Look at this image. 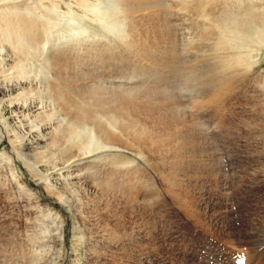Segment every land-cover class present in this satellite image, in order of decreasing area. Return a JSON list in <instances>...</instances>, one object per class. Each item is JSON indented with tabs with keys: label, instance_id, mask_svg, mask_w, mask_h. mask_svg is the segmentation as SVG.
<instances>
[{
	"label": "bare ground",
	"instance_id": "6f19581e",
	"mask_svg": "<svg viewBox=\"0 0 264 264\" xmlns=\"http://www.w3.org/2000/svg\"><path fill=\"white\" fill-rule=\"evenodd\" d=\"M88 1L77 0L79 5L88 4ZM97 1L98 6L101 3ZM30 2L0 0V129H4L9 140L12 137L17 155L27 164L34 180L42 184L38 188L41 195L52 201L62 198L66 203H73L78 215L95 220V227H101L98 220L103 204L110 217L119 213L122 217L128 212L127 221L139 207V221L131 225L134 230L125 223L122 231L118 228L119 223L106 229L98 228L97 233H101L106 249L94 254V264H113L110 257L116 249L119 247L122 252L133 243L134 237V241L138 240L136 251L127 254L128 259L134 256L141 260L149 258L152 251L160 250L155 244L161 232L159 223H162L158 214L151 212L146 204L148 195L152 197V194L147 195L152 185L147 179L150 174L142 168L139 170L133 165L135 159L119 149L125 147L154 162L157 175L175 197L185 190L182 169L177 171L184 167L179 168L176 164L182 163L178 155H185L183 148L185 151L189 143H193L189 149L197 147L205 152L204 156L208 153L209 158L203 162L208 169L218 171L216 151L208 145L199 122L177 96L175 81L182 80L184 85L191 87L188 102L192 100L202 108L219 110L227 100L234 96L240 99L242 97L237 95L252 91L262 95L260 100H255V108H264V71L255 70L264 50V6L260 3L235 5L237 1L234 0L174 1L177 8L184 11L180 18L191 21L198 30L195 35L190 32L184 48L189 52H202L200 71L205 78L200 84L195 80L194 68V76H190L193 64L184 68L182 47L168 12L163 10L162 0H113L117 12L114 17L120 28H111L113 35H103L104 39L94 42L93 48L82 44L80 50L84 51L77 50L80 52H76L77 56L75 46L59 49L47 46L45 36L50 19H45L44 2ZM51 5L52 2L49 7ZM45 7L47 11V5ZM78 8L82 10L81 6ZM107 12L105 15H109ZM103 13L101 11L95 17L89 16L91 12L86 13L89 18L82 17L85 24L80 32L88 33L93 27L97 29L95 25L103 26L107 22H104ZM44 52L47 55L42 57ZM124 59L134 63L144 61L148 69L150 66L157 68L159 78L152 80L150 87L140 89L125 87L122 80L117 83L119 81L114 78L123 79L121 75L117 76L121 71L114 72L116 76L111 72L109 77L101 71L100 76L104 74L102 77L107 78L93 74L96 66L109 69ZM137 65L133 64L132 68L141 71L142 67L137 69ZM84 66L86 71L83 69L82 72ZM196 70L198 72L197 67ZM47 101L58 108L59 116L54 118L55 112L43 110ZM2 137L0 130V140ZM263 150L261 156H264ZM92 155H98L94 162L104 166V177L92 180V176H87L88 167L85 169L84 166ZM171 156H176L179 160L174 162H179H173L170 167ZM17 176L21 186L14 189L17 187L16 201L20 204L24 193L31 197L36 193L27 190L28 185ZM114 201L122 202L123 207L113 208ZM88 206H92L89 211ZM82 211H87V216ZM30 212L25 231L11 229L8 244L0 249V264H61L67 218L47 202L26 210V213ZM255 225L259 226L252 232L256 235L254 240L263 244L264 221ZM73 232L77 240L85 238L81 235V227L75 226ZM93 232H90V238L95 236ZM119 258L124 255L120 253ZM246 264L252 263L247 261Z\"/></svg>",
	"mask_w": 264,
	"mask_h": 264
},
{
	"label": "rangeland",
	"instance_id": "374dc122",
	"mask_svg": "<svg viewBox=\"0 0 264 264\" xmlns=\"http://www.w3.org/2000/svg\"><path fill=\"white\" fill-rule=\"evenodd\" d=\"M33 1L34 0H31L30 3ZM47 1L48 0H42V2H44L42 10L46 17L44 18L46 20L50 19V21L47 20L49 22L45 36L48 47L59 49L61 47L65 48L67 45H72L75 46L74 53L77 52L80 54L77 50H80L82 44H84L83 46L87 45V48H93V46H95L93 44L94 42L96 43V41L104 39L103 35H113V31L110 32L111 28H120L118 20L115 18L117 12L114 8L113 0H103V2L102 0H89V7H87L88 4L79 5L77 0H75L74 3L73 0L72 2L69 0L70 3L68 4L66 3L69 2L68 0ZM95 1L101 4L97 6ZM162 1L164 4L163 10L165 9L168 12L170 16L168 17L171 18L170 21L176 31V39L179 40L182 47L181 56L184 68L185 65L188 67L193 64L191 66L190 76H194V68L197 73L195 80L200 81V84H202V79L205 78L203 72L200 71L202 52L200 50L189 52L184 48L186 39L191 35L190 32H193L195 35L194 32L198 33V30L192 26L191 21L180 18L184 11L177 8V4L175 5L174 1L177 2V0ZM234 1H237L236 3L234 2L235 5L240 3L241 5H259L260 3V5L264 6V0ZM51 2L53 7L52 5L49 7ZM72 4H74L73 9H71L73 6ZM45 5H47V11L45 10ZM77 5L78 7L81 6L83 11L78 8ZM99 7L100 9L97 10L96 8ZM84 11L89 14L91 12L92 15L90 14V17H95V15L99 16V12L101 11L102 13L105 12L103 13L106 17L104 18V22H107L103 24V26L95 25L97 29L93 27L90 32L82 34L79 29L85 24L84 18H89ZM106 12L109 15H105ZM73 15L76 16L74 17ZM108 17H111L113 20ZM45 52L42 57L47 55ZM77 53L76 56L78 55ZM194 60L195 62L193 63ZM136 62L137 63H134L128 59H124L114 65L112 64L113 66L111 65L109 69L107 66H99L100 68L96 66V71H94L95 73L93 72V74H99V77H102L104 74L107 76L111 72L112 74H114V72L116 74L117 71H121L119 72L120 74L117 73V76L121 75L123 79L114 78V80H122L125 87L129 86L140 89L150 87L152 80L159 78L156 76L159 74V70L153 66H150L149 70L144 61ZM133 64H138L137 69L142 67L141 71L137 70L136 67L135 69L137 71H135L134 68H132ZM41 67H43V65ZM97 68L100 70L98 69L99 71H97ZM83 69L85 72V66L82 67V72ZM88 70L87 68V71ZM255 70L259 72L264 71V50L262 52L261 61L255 66ZM101 71L104 74L100 76ZM114 75L112 76L114 77ZM106 76L102 78H107ZM109 76L110 75H108V77ZM120 81L117 83H120ZM181 81L182 80L179 81L177 79L175 81V86L177 88L175 89L176 94L181 99L183 105L187 107L190 115L199 122L200 125L198 126L201 128L202 132L206 134L205 137L208 138V145L214 149V152L216 151L215 157L219 161L218 171L212 170L211 168L208 169V165L203 162L206 161V157L209 158V156H207L208 153L204 156L205 152L198 150L197 147L189 149V147L193 145V143H189L185 151L183 148L186 157L182 155V158L178 155L179 159H182L181 162H185L183 163L184 165L177 161L179 159H177L176 156L174 158L173 156L169 158L171 159L170 162H168L170 163L169 166H172L174 160L177 159L174 164L179 162L176 166H183L184 169L179 167L180 170H177V168L176 170L181 171L182 169L180 173L183 175L185 171L188 172L185 173L186 176H181L185 190L179 192V196L177 195L175 197V195L169 192L170 190L167 189V185H164L157 175L155 170L157 168L153 164L154 162L148 161L141 153L131 152V150L125 147H120L119 150L122 153L129 154L135 159L133 165L138 166V169L142 168V170L150 174L147 179L148 183L152 185L150 184V191L148 190L147 195L149 193L150 195L152 194V197L156 196V198H152L148 195L147 198L149 200L146 204L148 209H151V212L158 214V220L162 222L159 223V230L161 232L155 244L156 246L158 245L157 247H159L161 251L158 250V252L156 251L157 253L152 251L149 258L142 260L138 257L135 259V256L128 259L127 254L135 253L138 241H134L135 235H132V237H134L133 243L122 252L118 247L116 253L118 252L119 254L115 253L110 259L113 264H237L240 260H243L245 263L250 261L252 264H264V243H256L254 240L256 235L252 233L257 228L256 226H259L255 224H262L264 221V156H261L263 153L261 151L264 149V108L261 107L260 109L259 107L256 109L254 105V103H257L255 100H260L262 95L253 91L243 93L240 96L237 95V97H242L240 99H235L233 95V99L227 100L225 105L219 110L213 107H207L208 109L204 107V109L199 107L196 102L194 103L192 100L191 103L188 102L191 99V92L188 91L191 87L188 88L187 85H184ZM185 90L187 93H185ZM247 97L250 100L247 99ZM51 103L47 101L45 104V106H47L43 110H45L46 113L55 112L56 114L53 116L55 118L59 116L60 112L57 111L58 108ZM0 130L3 134L0 140V249L2 247L5 248L8 244L7 241L10 237V233H12V228L22 231L26 229L28 216L32 214V212L26 213V210L32 209L38 204L42 205L45 202L55 210H59L62 216L67 218L65 227L66 239L62 248L63 256L60 260L61 264H94V254L100 250L102 252L103 249H106L105 244L101 241V233L100 235L97 233V230H99L98 228L106 229L108 226L119 223L118 228L122 231V224L125 223L128 228H131L130 230H134L131 225L139 221L137 217L139 207H137V213L127 221L126 219L130 216L128 212H125V215L122 217L120 213L110 217L106 212L105 204L102 203L100 220H98V224H100L101 227H95V225H97L95 224V220L92 218L87 220L88 218L85 219L84 216L78 215L73 203H66L62 198L60 199L58 197V199L53 201L51 199H46V196L44 194L41 195V191L38 190V188L42 187V184L34 180L35 178L31 176L27 164L17 155V149L11 142L12 137L9 140L3 133L4 129L1 128ZM172 154L174 155V153ZM191 155L193 157H191ZM97 158L98 155H92L84 166L85 169L88 167L87 176H92V180L106 175L104 166L99 165L100 162H94ZM186 161H189L188 164ZM189 164L190 166L188 167ZM185 166L188 168L186 169ZM183 170L185 171L183 172ZM17 175L28 185L26 189L36 193V196H39L38 198L36 196L31 197L27 195V193H24L25 195L22 198V202L20 204L17 203V192L15 191L17 187L15 189L14 187L17 185L21 186V183L18 182L19 179ZM152 188L154 189L153 192L151 190ZM149 206L151 208H149ZM91 207L92 206H88L87 210L89 211ZM122 207V202L118 203V201H114L113 208ZM75 213L77 215H75ZM82 213L87 216L88 212L82 211ZM82 221L85 222L83 223ZM75 226L81 227V235L85 237L84 239H76L77 237L74 236L73 232ZM91 231H94L93 233L95 235L92 238H90ZM106 232L109 233L107 230ZM7 248H9V246ZM187 252L188 256L186 255ZM120 253L124 255V258H119ZM245 254L247 256H245ZM184 255L185 257H183ZM108 257L105 258L107 259Z\"/></svg>",
	"mask_w": 264,
	"mask_h": 264
}]
</instances>
